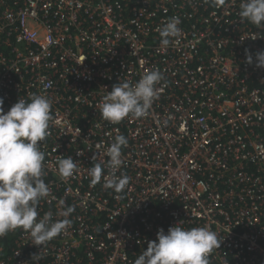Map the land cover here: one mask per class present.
<instances>
[{
    "label": "built area",
    "instance_id": "built-area-1",
    "mask_svg": "<svg viewBox=\"0 0 264 264\" xmlns=\"http://www.w3.org/2000/svg\"><path fill=\"white\" fill-rule=\"evenodd\" d=\"M242 2L0 0L3 111L33 95L51 101L40 142L50 195L38 219L75 209L42 252L22 229L0 237V264H37L40 252L38 264H134L181 221L217 233L209 264H264V27L241 21ZM174 16L179 42L162 47L157 28ZM153 69L165 79L149 116L102 119L115 84ZM117 135L128 140L117 175L131 178L121 198L89 176ZM68 156L78 172L64 181L58 160Z\"/></svg>",
    "mask_w": 264,
    "mask_h": 264
},
{
    "label": "clouds",
    "instance_id": "clouds-1",
    "mask_svg": "<svg viewBox=\"0 0 264 264\" xmlns=\"http://www.w3.org/2000/svg\"><path fill=\"white\" fill-rule=\"evenodd\" d=\"M224 2L211 0L214 7ZM239 15L241 21L264 27V0H243ZM180 24V18L174 16L157 28L162 47L179 42L182 34ZM246 62L249 65L254 63L248 50ZM255 66L264 69V51L255 54ZM164 79L159 69H153L146 71L134 85L119 81L103 96L100 105L102 119L119 124L126 118L149 116L154 101L159 98L161 87L158 86ZM3 104L0 97V237L22 229L31 236L32 245L41 248L42 252L50 241L70 227L69 217L75 210L67 206L60 213L64 219L55 222L51 213L38 219V205L50 195V188L43 179L45 156L40 150V142H44L49 134L51 101L46 96L33 95L30 102L19 99L7 113L3 111ZM127 144L124 135H117L106 149L107 163H94L89 169L91 185L100 184L103 179L102 187L114 191L117 198H121L120 194L131 179L123 172L117 175L123 164L122 148ZM105 169L108 170L107 175L104 174ZM58 172L60 178L67 181L78 172L77 163L71 156L61 158L58 160ZM182 223L170 227L167 233L160 229L157 240L148 242L147 249L138 255L134 264H209L208 254L221 246L217 233L207 226L185 229L180 226ZM40 254L33 255L37 264Z\"/></svg>",
    "mask_w": 264,
    "mask_h": 264
},
{
    "label": "trees",
    "instance_id": "trees-1",
    "mask_svg": "<svg viewBox=\"0 0 264 264\" xmlns=\"http://www.w3.org/2000/svg\"><path fill=\"white\" fill-rule=\"evenodd\" d=\"M6 246H9V247H11V242H7L6 241V243H4Z\"/></svg>",
    "mask_w": 264,
    "mask_h": 264
}]
</instances>
